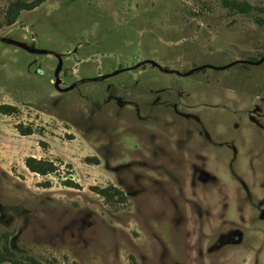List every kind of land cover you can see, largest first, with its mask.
Segmentation results:
<instances>
[{"label":"rangeland","instance_id":"374dc122","mask_svg":"<svg viewBox=\"0 0 264 264\" xmlns=\"http://www.w3.org/2000/svg\"><path fill=\"white\" fill-rule=\"evenodd\" d=\"M2 104L17 261L264 264V0H47L0 29Z\"/></svg>","mask_w":264,"mask_h":264},{"label":"trees","instance_id":"16d2710c","mask_svg":"<svg viewBox=\"0 0 264 264\" xmlns=\"http://www.w3.org/2000/svg\"><path fill=\"white\" fill-rule=\"evenodd\" d=\"M47 0H13L11 1L6 11L3 15L2 21H0V29L13 25L21 12L31 11L41 4H43ZM225 6H227L230 10L238 13V14H248L251 11V7L245 2H237V1H224ZM261 22V21H259ZM18 112V109L15 106L2 104L0 105V114L4 116H12ZM15 130L21 136H30L33 134V130L29 127H23L21 124L15 125ZM25 168L34 174L40 176H46L55 173L58 170V166L49 160L44 159H35L32 157H28L24 160ZM64 185L67 187H75L77 186L72 181H64ZM91 190L94 191L99 196L110 199L116 195L122 196V193L117 189L109 186L106 188H98L91 187ZM29 264H42L33 259H27ZM2 262H10L12 264H23L15 259L13 253H11L6 247L0 248V263Z\"/></svg>","mask_w":264,"mask_h":264}]
</instances>
